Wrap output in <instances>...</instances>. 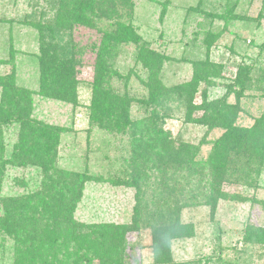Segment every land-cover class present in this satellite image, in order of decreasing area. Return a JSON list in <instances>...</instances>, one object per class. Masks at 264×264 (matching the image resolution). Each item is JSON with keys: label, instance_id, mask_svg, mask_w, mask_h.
Segmentation results:
<instances>
[{"label": "rangeland", "instance_id": "374dc122", "mask_svg": "<svg viewBox=\"0 0 264 264\" xmlns=\"http://www.w3.org/2000/svg\"><path fill=\"white\" fill-rule=\"evenodd\" d=\"M101 1L114 7L120 17L103 19L99 26L109 24L111 28L114 21H129L141 40L164 57L158 77L173 93L165 105L168 116L158 124L169 135L162 136L160 142L153 130L147 132L142 127L152 105L141 103L147 95L142 83L147 70L137 60L133 45L120 46L107 58L117 72L111 79L112 92L123 100L133 99L127 110L130 124L121 130L109 131L89 121L92 91L83 82L91 80L94 51L83 54L77 73L82 83L76 88L75 102L34 93L33 118L63 129L55 167L90 177L76 204L74 219L87 224H133L135 228L125 234L123 264H153L150 225L162 206L167 215L162 221L178 219L179 225H184L173 229L179 235L170 241L175 262L264 264V245L243 240L247 224L264 226V210L254 201L264 199V169L253 186L223 182V191L237 199H218L212 209L205 202L210 199L207 194L211 183L206 161L222 129L208 130L204 124L185 122L184 99L174 90L191 79L193 63L205 59L209 43V58L222 69L219 76L209 77L208 98L226 97L227 102L234 103L236 93H228L229 86L234 89L238 69L248 67L246 79L250 80L239 98L236 124L252 125L264 112V0H131L130 18L126 2ZM66 3L67 0H0V76L9 74L13 67L18 86L38 89L39 31L33 23L55 22ZM54 34L58 52L65 56L70 51V36L82 45L98 37L90 29L71 31L65 25L56 27ZM204 86L200 84L195 103H200ZM17 127L13 124L2 128L0 147L4 149V159L17 140ZM163 143L169 145V150L158 156L163 153ZM185 143L195 146L188 155L176 160L165 157ZM46 180L38 167L6 164L0 172V196L36 195ZM176 205H181L178 213L170 215ZM136 208L140 214L134 223ZM188 226L193 230L191 236H185ZM12 253L13 239L0 230V264H11Z\"/></svg>", "mask_w": 264, "mask_h": 264}, {"label": "trees", "instance_id": "16d2710c", "mask_svg": "<svg viewBox=\"0 0 264 264\" xmlns=\"http://www.w3.org/2000/svg\"><path fill=\"white\" fill-rule=\"evenodd\" d=\"M122 1L127 3L130 18L133 3L131 0ZM111 16L120 17V14L101 0H67L65 11L57 14L55 22L33 23L39 31L38 89L32 91L18 86L13 67L9 74L0 76V133L3 127L18 125L17 140L7 158H3L4 149L0 147V172H3L6 164L13 167L35 166L42 170L47 179L36 195L0 196V230L13 239L11 264H123L125 234L135 228L134 225L87 224L74 219V210L81 198L84 183L90 177L55 167L63 129L32 116L34 93L59 101L75 102L76 88L82 83L77 77L78 69L83 64V54L90 50L95 54L91 65L92 77L90 81L83 82L90 85L92 91L89 121L109 131L127 127L130 124L128 104L133 99L128 97L123 100L120 95L112 92L111 79L117 72L107 58L120 46L133 45L137 49V60L147 70L142 80L147 95L141 103L152 105L142 127L147 132L153 130L155 138L160 142L162 136L169 135L158 124L168 116L169 110L165 105L173 93L158 77L164 57L150 49L149 43L141 40L129 21L117 19L114 27L110 28L109 24H104L105 28L99 26V22ZM64 25L71 31L77 28L90 29L98 37L82 45L70 36L68 56L60 55L54 29ZM208 46L205 59L201 63H193L191 79L176 86L174 90L184 99L185 122L204 124L208 130L222 129L206 161L211 183L207 194L210 199L205 202L213 209L218 199H237L235 195L223 191V182H237L248 187L256 185V178L264 169V112L250 126L236 124L239 98L250 80L246 79L250 73L248 67H240L234 78V89L229 86L228 93H236L234 103L227 102L226 97L208 98L206 86L211 84L209 77L219 76L222 69V65H215L210 60ZM257 80L260 81V78ZM201 83L205 84L200 94L201 101L195 103L194 98ZM162 148L163 153H157L158 156L166 153L169 145L163 143ZM193 148L195 146L185 143L178 151H174L176 153L165 157L176 160L188 155ZM254 201L264 210V199ZM180 206L171 209L170 215L177 214ZM161 207L156 212L157 219L150 225L153 264H191V261L173 260L170 241L179 235L173 229L184 225H179L178 219L166 223L162 221L167 215ZM139 214L140 210L136 208L134 223ZM192 234V227L188 226L185 236ZM243 240L245 243L264 245V226L247 224Z\"/></svg>", "mask_w": 264, "mask_h": 264}]
</instances>
